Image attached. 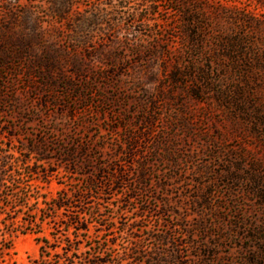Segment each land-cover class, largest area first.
<instances>
[{"label":"rangeland","instance_id":"obj_1","mask_svg":"<svg viewBox=\"0 0 264 264\" xmlns=\"http://www.w3.org/2000/svg\"><path fill=\"white\" fill-rule=\"evenodd\" d=\"M51 1L0 0V28L4 31L0 38L6 40L0 50L19 53L13 42L17 20L36 19L47 29ZM71 1L78 23L83 18L99 20L95 28L81 29L78 34L79 40L88 41L94 54L105 50L96 61L98 74L87 77L98 105L84 110L75 98L69 100L72 92L61 87L60 80L33 69L27 55L11 57L0 67V143H9L11 135L9 145L15 156L22 151L26 154L34 142L42 141L50 148L46 167H59V174L50 183H34L52 198L63 188L59 182L69 170L57 159V150L73 142L96 145L98 137L104 135L102 155L111 160L118 146L128 152L131 140L137 137V160L123 162L130 181L118 189L122 199L106 196L100 207V214L111 216L116 224L115 245L107 246L109 255L117 259L123 254L129 233L119 230L146 206L151 212L146 224L151 229L162 220L185 216L195 225L205 218L206 235L197 236L196 243L204 237L210 248L219 244L216 252L221 258L215 260L206 254L204 262L208 264H264V207L250 192L251 177L259 181L256 188L264 190V5L252 0ZM113 23L116 27L111 30ZM71 24L62 27L63 46L69 44ZM191 25L201 28L204 50L194 49ZM219 37L240 41L251 60L246 63L236 58L233 62L231 57L219 61L217 54L225 52L214 47ZM76 44L81 57L80 44ZM235 64L238 69L233 68ZM177 65L188 71L186 86L172 83ZM193 66L211 71L206 77L208 84L223 81L224 95L208 87L196 97L192 90L201 80ZM240 73L247 77V84L238 85ZM143 165L150 174L149 187L126 205L130 185ZM78 170L76 178L81 183L86 170ZM227 172L240 180L226 182ZM164 182L167 192L160 187ZM205 189L211 194L204 195ZM227 192H231L230 197ZM202 196L206 209L199 205ZM163 201L169 202L170 212L154 214L152 209L162 208ZM235 224L238 227L233 234ZM43 229L40 236L51 239L48 226ZM217 234L224 238L219 243L215 239L216 244ZM36 237L31 233L11 237V256L5 262L0 259V264H32L39 258ZM95 237L93 241L82 238L83 252L92 253L99 242L106 241L105 237Z\"/></svg>","mask_w":264,"mask_h":264},{"label":"trees","instance_id":"obj_2","mask_svg":"<svg viewBox=\"0 0 264 264\" xmlns=\"http://www.w3.org/2000/svg\"><path fill=\"white\" fill-rule=\"evenodd\" d=\"M252 1L264 5V0ZM73 7L71 0H52L48 6L51 20L47 29H42V22L39 23L36 19L17 20L18 29L14 33L13 42L20 51L15 55L9 50L1 49L0 67L5 66V63H8L5 61L11 60V57H19V54L20 56L27 55L34 64L33 69L45 72V76L49 79L60 80L61 87L72 92L69 100L73 101L75 98L83 105L84 110L90 111L93 105H98V102L87 84V77L89 74L94 76L97 73L96 61L100 59L105 50H98L97 54H94L88 41L79 40V31L95 28L99 20L83 18L78 23L73 17ZM66 23L72 24L68 29L67 43L69 44L63 46L62 40L65 37L62 27ZM109 27L112 30L116 26L113 23ZM191 27L193 29L190 37L194 42V49L204 50V34L201 28L197 25H191ZM10 29L12 28H9V32ZM0 33L1 36L4 34L2 28H0ZM5 41L4 37L0 38V46L4 45ZM76 43L80 44L79 47L83 52L81 57H78ZM214 47H220L225 51L224 54H217V59L221 62L231 57L235 59L233 62L236 58L237 61L242 58L246 63L251 60V54L244 50L240 41L219 37ZM209 61L212 62L211 59ZM69 67L72 68L68 71ZM233 68L238 69L237 64ZM193 69L199 74L201 80L195 85L196 89L192 90L196 97L208 87L218 95H224L223 81L218 80L208 84L206 77L211 74V71L201 66H193ZM187 72L177 65L171 76L172 83L176 86H186L188 82L184 83V79H187V74H185ZM76 77L82 82L76 81ZM237 81L238 85H244L248 80L246 76L241 75ZM66 101L68 103L67 99ZM76 111L75 109L74 112ZM11 139L10 135L9 143H0V259L3 262L11 256V237L17 233H31L37 236L36 242L40 245L39 258L32 264H208L204 262V257L207 255L212 259L221 260L216 249L219 245L217 242L219 243V240L224 238L222 235L214 236V240H218L217 242L215 240L217 245L214 248L205 244L204 237L201 243H196L197 236L206 235L208 221L205 218L198 220L195 225L188 223L185 216L179 219L162 220L156 222L158 224L156 229H151L146 224L148 223L147 215L151 213L146 206L135 214L133 222L124 223L119 230V232L129 233L123 254L117 259L109 255L107 246L109 243L115 245L116 224L111 216L100 214V207L104 205L106 196H118L119 200L122 199L118 189L130 181V173L123 162L129 161L132 164L137 160L136 146L139 138L137 140L135 137L131 140L128 152H122L123 147L118 146L115 158L111 157V160H105L102 155L105 148L104 135L98 137L99 143L96 145L73 142L70 147L57 150V159L68 166L69 170H67V176L59 182L63 188L52 198H48L47 194L41 192L42 187L34 183L36 181L50 183L51 179L59 174V167L56 169L46 167L49 155H51L50 148L42 141L34 142L28 146L26 154L22 151L19 152V156H15L9 145ZM4 145L7 148H4ZM117 156L119 158L116 159ZM33 159L35 162L31 164ZM78 169L86 170L83 174L85 178L81 183L76 178ZM177 175L178 173H175L174 178H177ZM149 176L148 170L143 165L135 174V183L130 185V194L124 202L126 205H129L139 192L148 189ZM224 177L228 183L240 180L235 174L229 172ZM169 179L167 178L166 181ZM250 181V192L264 207V190H260L259 186L256 188V185H259L257 178L251 177ZM160 187L163 192L168 191V184L165 182L160 184ZM202 193L210 195L211 191L207 192L205 189ZM230 194L231 192H227L226 196L230 197ZM204 200L202 196L199 205L206 209L207 204ZM147 203L145 201L144 205ZM161 207L152 209L154 214H165L171 210L167 201H163ZM221 208L222 206L218 207V209ZM45 225L50 230L51 239L40 236L44 232L43 226ZM212 226L215 229L218 228L216 224ZM92 227L94 228L93 234H91ZM237 227L235 224L231 231L233 234L236 233ZM94 234L96 239L105 237L106 241L99 242V247L93 248L92 253L83 252L82 238L93 241ZM249 263L252 264L250 261Z\"/></svg>","mask_w":264,"mask_h":264}]
</instances>
